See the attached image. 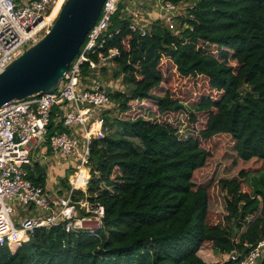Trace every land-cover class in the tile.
<instances>
[{"label":"trees","instance_id":"16d2710c","mask_svg":"<svg viewBox=\"0 0 264 264\" xmlns=\"http://www.w3.org/2000/svg\"><path fill=\"white\" fill-rule=\"evenodd\" d=\"M188 14L179 33L158 19L146 36L130 29L122 6L113 17L111 31L120 32L109 46L121 51L115 76L123 73L134 88L111 98L119 111L148 99L157 115L114 117L115 129L93 140L87 192L105 206L100 236L40 228L15 252L0 245V264H216L198 254L204 244L222 255L264 237V179L254 188L245 167L256 160L264 165V0H194ZM197 80L208 87L195 89ZM163 81L188 90L155 95ZM186 111L193 133L181 139L179 114ZM49 130L64 127L53 122ZM224 134L235 141L239 168L238 177L219 181L227 200L215 222L209 186L194 178L212 155L206 144ZM27 168L35 184H45L39 163Z\"/></svg>","mask_w":264,"mask_h":264},{"label":"built area","instance_id":"2783aa9c","mask_svg":"<svg viewBox=\"0 0 264 264\" xmlns=\"http://www.w3.org/2000/svg\"><path fill=\"white\" fill-rule=\"evenodd\" d=\"M64 2L0 0V73L45 35ZM123 3L127 4L124 11L130 18V29L141 36L149 34L150 24L140 20L148 10L141 12L138 0H105L100 16L59 87L53 92L11 100L0 108V245L8 246L12 252L40 228L61 225L67 233L94 237H99L104 228L105 206L92 201L88 189L85 195H80L79 190L81 180L83 185L85 181L89 185L91 178L93 140L111 131L103 113L118 104L110 93L125 92L126 88L118 80L101 76L105 69L114 68V59L121 55L120 49L109 43L120 32L119 28L111 31V27ZM147 3L149 6L154 3L160 11V21L176 33L183 24L180 17H192L188 9L185 12V2L147 0ZM148 103V99L137 100L131 107ZM131 107L119 111L115 117H146L144 110ZM53 111L56 118H52ZM154 115H157L156 109ZM53 122L56 126L61 124L64 130L50 135L49 125ZM41 145L47 152L39 156V161L47 166L62 158H67L68 163L75 162L76 171L69 175L67 186L54 189L50 185L35 184L30 178L26 165L37 160L33 150ZM18 208L23 209L24 216ZM245 246L246 251L235 249L222 254L215 263L260 264L264 257V237Z\"/></svg>","mask_w":264,"mask_h":264},{"label":"water","instance_id":"95a60500","mask_svg":"<svg viewBox=\"0 0 264 264\" xmlns=\"http://www.w3.org/2000/svg\"><path fill=\"white\" fill-rule=\"evenodd\" d=\"M104 3L65 0L45 35L0 73V108L11 100L53 92L59 87Z\"/></svg>","mask_w":264,"mask_h":264},{"label":"rangeland","instance_id":"374dc122","mask_svg":"<svg viewBox=\"0 0 264 264\" xmlns=\"http://www.w3.org/2000/svg\"><path fill=\"white\" fill-rule=\"evenodd\" d=\"M139 2L142 4H148L147 0H144L143 2L142 1H139ZM186 2H187V5H186L187 7L184 8L185 12L187 11V9L190 6L193 5L194 0H187ZM126 5L127 4H125V3L121 4L122 12H124L125 17L127 16L126 11H124L126 9ZM132 5H134V4H132ZM152 8L155 9L154 17H152V14L151 15L147 14V13L145 14L144 11H146L147 9L144 6H141V4L138 5V9L141 12H144V15L146 17H148L151 20V22H154L156 20V18H159L158 17L159 13H158V9H157V7H155L154 3H151L149 6V9H152ZM182 17H184V16L182 15L180 17L181 20H182ZM151 22L149 23L150 26H152ZM165 62L168 63L169 61L167 60ZM105 70L106 71L101 74V76L104 77V79L118 80L119 82H121L122 84H124L126 86V88H125L126 93L129 94L132 91L134 86L129 80H126L124 78L123 73L119 72V75L115 76L116 68H111L110 70L107 68ZM199 84H201V90L203 88L208 87L206 80H197L196 84H194V88L197 90H200ZM190 85H191V82H187V86H190ZM170 90H172L174 96L180 97L182 94H184V91L188 90V88H186L184 90L183 83H178V82H176L172 87H169V82L163 81L162 84L159 87H157L153 93L155 95H158V96H163L167 91H170ZM185 104L187 106V109L194 110V108H195L194 105H192L189 102H186ZM132 108H135L137 110H144L145 112L149 113V114H146V117H148V118H153L152 115L156 109L154 104H152L151 102L148 103L147 105H142V106L139 105V107L136 105H133L131 107V109ZM106 113H107V117H108V120H107L108 124L107 125L109 126V128L112 131L115 129V127L112 125L113 124L112 118L115 117V114L119 113V110L116 106L112 109L105 110L103 113L104 116ZM187 114H188L187 111L181 112L179 114V117L181 119V127L179 130V137L181 139H185L190 133H193V131L191 129H189V127L187 125V119H188ZM207 115H208V113L204 112L199 116L200 120L196 122L197 129H200L203 126V122L206 120L205 118L207 117ZM56 117H57V115H55L52 118H56ZM206 145L211 150L212 155L209 158L207 164L203 168H201L195 172L194 180H195L197 185L202 184V185H208L209 186L210 199L212 202L211 203V210L213 212V220L215 222H217V221L222 220V218H223V214L225 213L226 200H227L226 192H224L220 189L219 181L221 179H232V178L238 177L239 165H237L238 158H237V154L235 151V141L231 137V135L224 134L221 136L214 137ZM241 161L247 162V161H243V160H241ZM245 167L247 170H249L251 172L248 175V177H249L248 180L253 185V187L254 188H256V187L260 188L261 186L263 187V184L257 185V183L261 181L260 180L261 178L264 179L263 162L261 160L252 161V162L248 163ZM69 175H70V172L68 174H66V178H68ZM18 210L22 216L25 215V213L23 212V209L18 208ZM199 252H201L202 257L206 256L205 258L209 261H215L216 262L217 260L221 259V257H222V255H218L217 253H215L213 250V247L211 245H208V244L207 245L204 244V246H202V248L199 250Z\"/></svg>","mask_w":264,"mask_h":264},{"label":"crops","instance_id":"0c3cea01","mask_svg":"<svg viewBox=\"0 0 264 264\" xmlns=\"http://www.w3.org/2000/svg\"><path fill=\"white\" fill-rule=\"evenodd\" d=\"M139 1H144V0H138V3L141 4V6H144L148 12L147 14H152V17H154V11L155 9H149V4H142ZM149 2V1H148ZM146 14V13H145ZM160 17V11H159V16ZM159 18H156V20H158ZM140 20H142V22L144 23H150L151 20L146 17L145 15H143ZM155 20V21H156ZM106 70L103 71V73ZM34 154H36L37 156V160L35 162H32L31 164H27V166H31V168L33 169L34 164L35 163H39L40 166L45 170L46 172V182L44 185H50L52 186L54 189H58V187L60 185H65L63 184L64 182L67 181L68 178H66V174H68L70 172L71 174H74V172L76 171V164L75 162L72 163H68L69 160H67V158H62L58 163H52L50 165H46L42 162H40V157L41 155H43L45 152H47V148L44 145H41L39 147L34 148L33 150ZM28 170V168H27ZM29 171V170H28ZM86 171L88 172V169H86ZM81 180V179H80ZM86 183L83 185V181L81 180V190L82 192H85L88 189V183L87 181H85ZM67 184V182H66ZM201 256V252L198 253ZM202 257V256H201ZM206 256L202 257L205 261L209 262V263H214L215 261H209L205 258Z\"/></svg>","mask_w":264,"mask_h":264},{"label":"bare ground","instance_id":"6f19581e","mask_svg":"<svg viewBox=\"0 0 264 264\" xmlns=\"http://www.w3.org/2000/svg\"><path fill=\"white\" fill-rule=\"evenodd\" d=\"M56 13V12H55Z\"/></svg>","mask_w":264,"mask_h":264}]
</instances>
